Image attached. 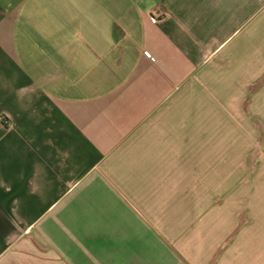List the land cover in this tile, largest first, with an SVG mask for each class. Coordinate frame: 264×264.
Here are the masks:
<instances>
[{
  "label": "crops",
  "instance_id": "1",
  "mask_svg": "<svg viewBox=\"0 0 264 264\" xmlns=\"http://www.w3.org/2000/svg\"><path fill=\"white\" fill-rule=\"evenodd\" d=\"M0 264H264V0H0Z\"/></svg>",
  "mask_w": 264,
  "mask_h": 264
},
{
  "label": "built area",
  "instance_id": "2",
  "mask_svg": "<svg viewBox=\"0 0 264 264\" xmlns=\"http://www.w3.org/2000/svg\"><path fill=\"white\" fill-rule=\"evenodd\" d=\"M161 16L162 14H155V15L150 16V19L152 21H157Z\"/></svg>",
  "mask_w": 264,
  "mask_h": 264
}]
</instances>
